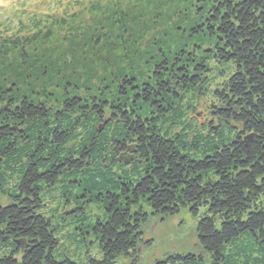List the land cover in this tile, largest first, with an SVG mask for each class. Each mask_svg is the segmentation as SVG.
I'll use <instances>...</instances> for the list:
<instances>
[{"label":"trees","instance_id":"1","mask_svg":"<svg viewBox=\"0 0 264 264\" xmlns=\"http://www.w3.org/2000/svg\"><path fill=\"white\" fill-rule=\"evenodd\" d=\"M178 1L160 25L201 39L161 56L148 82L126 74L123 102L0 100V264L137 261L150 215L183 209L198 218L196 252L155 264H264V0H200L191 23ZM70 225L91 226L101 257L57 254Z\"/></svg>","mask_w":264,"mask_h":264},{"label":"rangeland","instance_id":"2","mask_svg":"<svg viewBox=\"0 0 264 264\" xmlns=\"http://www.w3.org/2000/svg\"><path fill=\"white\" fill-rule=\"evenodd\" d=\"M183 1L189 2L188 7L181 8L188 9L191 23L196 20L192 8L202 5L200 0ZM174 8L170 0H0L1 102L28 97L57 107L74 94L97 101L106 95L109 101L121 98L123 102L125 96L119 89L127 90L125 84L121 87L126 74H133L141 84L148 82L161 56H171L183 47L189 51L201 39L190 37L188 32L182 35L172 24L160 25L166 23ZM159 12L160 17L155 18ZM117 16H125L123 25ZM156 19L158 24L153 25ZM47 30L49 34L44 36ZM130 31L133 36L128 40ZM37 32L40 38L35 39ZM164 35L169 36L166 41L170 46L162 53L154 42ZM150 46H155L152 55ZM178 91L183 94L180 88ZM138 93L142 94L143 88ZM209 106L210 97H202L199 118L209 116ZM135 149L130 146L123 158L131 159ZM146 210L150 212V208ZM94 211L101 212L97 207ZM70 214L73 212L66 215ZM197 224L198 218L187 209L166 219L150 215L137 261L121 258L118 264H155L170 255L196 252ZM71 226L68 231L77 233L66 230L59 235L57 254L67 253L76 261L88 253L101 257L91 226L81 225V231Z\"/></svg>","mask_w":264,"mask_h":264}]
</instances>
